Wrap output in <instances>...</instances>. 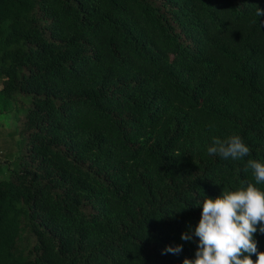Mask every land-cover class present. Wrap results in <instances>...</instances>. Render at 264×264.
Returning <instances> with one entry per match:
<instances>
[{
    "label": "trees",
    "instance_id": "obj_1",
    "mask_svg": "<svg viewBox=\"0 0 264 264\" xmlns=\"http://www.w3.org/2000/svg\"><path fill=\"white\" fill-rule=\"evenodd\" d=\"M258 7L0 0V95H30L22 162L0 177V264L195 260L205 195L255 184L247 161L264 163ZM232 135L248 156L208 153Z\"/></svg>",
    "mask_w": 264,
    "mask_h": 264
},
{
    "label": "clouds",
    "instance_id": "obj_2",
    "mask_svg": "<svg viewBox=\"0 0 264 264\" xmlns=\"http://www.w3.org/2000/svg\"><path fill=\"white\" fill-rule=\"evenodd\" d=\"M256 15H264V9L258 7ZM208 153L242 160L250 149L239 135H232L224 140L214 137ZM247 169L252 170L255 184H241L234 191L223 188L222 195L215 199L205 195L201 220L195 229L199 238L196 258L185 259L183 264H264V252L258 251L255 239L258 230L264 233V191L256 186L264 183V163L249 159ZM181 239L189 241L192 236L184 233ZM182 248L169 246L166 251L179 253ZM253 255L257 256L255 261Z\"/></svg>",
    "mask_w": 264,
    "mask_h": 264
},
{
    "label": "rangeland",
    "instance_id": "obj_3",
    "mask_svg": "<svg viewBox=\"0 0 264 264\" xmlns=\"http://www.w3.org/2000/svg\"><path fill=\"white\" fill-rule=\"evenodd\" d=\"M29 106V94L0 95V177H7L9 170L22 162L25 153L23 119Z\"/></svg>",
    "mask_w": 264,
    "mask_h": 264
}]
</instances>
